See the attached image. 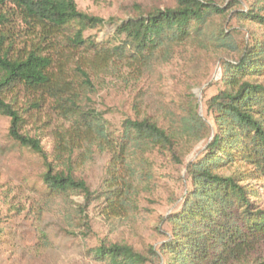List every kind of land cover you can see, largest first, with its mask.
Listing matches in <instances>:
<instances>
[{"label": "trees", "instance_id": "16d2710c", "mask_svg": "<svg viewBox=\"0 0 264 264\" xmlns=\"http://www.w3.org/2000/svg\"><path fill=\"white\" fill-rule=\"evenodd\" d=\"M140 10L115 27L116 42H98L85 32L103 21L79 11L74 0H0V116L9 119V138L40 159L50 196L82 197L85 204L102 199L114 217L136 192L141 157L153 151L174 155L177 136L148 117L125 118L111 129L93 107L98 79L115 62L140 75L160 49L200 40L209 19L225 12L202 0ZM250 12L241 17L264 29V15ZM249 38L228 47L236 53L233 60L220 62L222 89L206 101L213 125L190 109L191 137L206 132L207 142L186 166L190 189L166 219V241L158 252L148 247L145 253L102 242L91 251L96 260L230 264L264 243V207L245 184L264 181V37ZM47 129L50 155L40 140ZM95 155L106 157L98 191L76 174ZM225 169H232L229 175L220 173ZM3 234L0 228V241Z\"/></svg>", "mask_w": 264, "mask_h": 264}, {"label": "rangeland", "instance_id": "374dc122", "mask_svg": "<svg viewBox=\"0 0 264 264\" xmlns=\"http://www.w3.org/2000/svg\"><path fill=\"white\" fill-rule=\"evenodd\" d=\"M74 1L79 11L103 21L86 31V36L116 42L115 27L136 16V9L148 13L174 8L178 0ZM202 1L225 12L209 19L200 40L163 47L140 75L129 74L115 62L113 70L98 79L93 107L111 129H118L125 118L148 117L177 136L174 155L153 151L141 157L136 192L119 215H107L102 199L85 204L82 197L50 196L42 184L40 159L9 138V119L0 116V228L4 232L0 264H105L91 253L102 242L125 244L140 253L148 247L158 252L169 236L168 215L181 207L190 189L186 166L201 156L207 142L206 132L191 137L190 109L212 126L213 114L207 112L206 101L222 89L221 60L236 57L228 47L249 42L250 35L264 37L261 26L241 17L250 11L264 15V0ZM40 140L43 151L52 154V132L45 130ZM105 162L104 155H95L76 173L92 191L99 190ZM231 170L220 173L229 175ZM245 184L254 202L264 207V181L249 179ZM263 260L264 243H259L230 264ZM145 264H162V259Z\"/></svg>", "mask_w": 264, "mask_h": 264}]
</instances>
